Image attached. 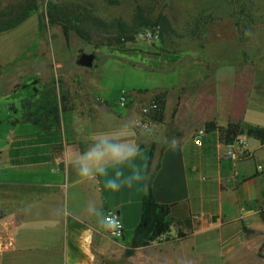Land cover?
Returning <instances> with one entry per match:
<instances>
[{"label": "crops", "instance_id": "obj_1", "mask_svg": "<svg viewBox=\"0 0 264 264\" xmlns=\"http://www.w3.org/2000/svg\"><path fill=\"white\" fill-rule=\"evenodd\" d=\"M194 51L202 59L181 57L167 72L143 69L154 77L151 87H131L122 109L98 97L90 77L78 80L89 100L81 109L78 95L60 87L71 79L59 77L57 125L41 131L19 111L0 149V252L8 264H175L173 251L187 235L130 247L149 175L155 201L173 219L195 218L193 232L213 230L219 254L262 246L264 255V143L245 133L224 142L217 129L204 128L208 121L264 128V59L241 57L238 46L224 41L183 55ZM153 96L162 100V118L144 131L133 107ZM199 128L205 133L196 145ZM37 134L46 136L11 146ZM46 144L47 152L37 150ZM233 151L239 158L230 157ZM107 212L119 217L120 237L107 234Z\"/></svg>", "mask_w": 264, "mask_h": 264}, {"label": "rangeland", "instance_id": "obj_2", "mask_svg": "<svg viewBox=\"0 0 264 264\" xmlns=\"http://www.w3.org/2000/svg\"><path fill=\"white\" fill-rule=\"evenodd\" d=\"M70 2L88 4L104 19L126 18L136 4L146 5L155 12L166 14L174 33L166 40L160 39L159 31L156 39H145L136 34L133 41L117 48H93L73 31L65 35L59 24L48 22L46 9L49 3ZM139 31L140 28L137 33ZM222 41L225 46H238L241 57L264 59V0H38V7L23 22L0 33V149L5 147L7 136H11L15 116L19 111L21 116L25 103L35 97L32 88L39 96L34 104L41 102L50 106L55 102V88L59 87L54 79L70 78L60 87L64 93L77 94L76 105L82 109L89 100L82 96L78 80L90 77L97 83L95 87L92 81L95 94L122 109L127 105V98L132 96L131 87H151L154 77L146 71L167 72L183 61L181 57L201 58L203 55L198 51L183 55L186 51ZM91 50L95 54L92 67L78 66L76 54ZM224 54L228 56L231 52L227 50ZM73 79H77L75 84L71 83ZM157 98L153 96L133 107L138 127L144 131L152 119L162 118V104L159 105ZM121 100L123 106L119 104ZM148 103L155 106L147 107ZM2 215L0 209V221ZM193 220L195 224L196 219ZM193 229L194 225L191 232ZM185 231L186 228L181 229V232ZM191 232L175 247V264H264V258L258 255L263 252L262 246L255 253L239 252L227 258L219 254L220 245L213 230ZM169 234L159 236L157 241L180 237L173 228ZM0 264H8L1 252Z\"/></svg>", "mask_w": 264, "mask_h": 264}, {"label": "trees", "instance_id": "obj_3", "mask_svg": "<svg viewBox=\"0 0 264 264\" xmlns=\"http://www.w3.org/2000/svg\"><path fill=\"white\" fill-rule=\"evenodd\" d=\"M37 7L38 0H0V33L18 26ZM46 17L48 22L59 24L65 35L73 31L79 38L92 45L93 48L100 46L120 47L126 42L133 41L139 28L143 27H158L161 40L169 39L174 33L166 14L161 11L155 12L153 8L140 4H136L126 18L115 16L104 19L95 14L92 7L85 3H49L46 9ZM31 91L32 96H36L35 89L32 88ZM157 100L161 105L162 100L160 98H157ZM31 103H25V108L20 116L21 119L40 124L41 131L58 124V108L55 102L50 106H44L41 102L37 105L33 103L32 106ZM159 113H161L160 110ZM204 128L206 131L217 129L219 139L224 142H231L238 134L245 133L264 143V128L247 126L242 122H230L225 128H221L217 127L213 121H208L204 123ZM44 135L46 136V134ZM44 135L37 134L30 138L13 139L11 146H23V142L36 143L44 139ZM48 145L46 144L41 148L38 146L37 150L47 152L49 150ZM25 150L26 148H19V152ZM29 150L34 151L33 148ZM7 151L12 152L10 149ZM259 215L264 219V204L259 211ZM192 221L190 216L181 220L169 216L168 206L157 203L153 197L151 176L149 175L147 177L146 193L142 198L141 218L131 237L130 247L157 241L158 237L163 234L170 235L171 228L177 230L180 237H184L191 232ZM184 228L188 232H181V229ZM130 252L131 250L128 249L126 254ZM258 255L264 258V255L260 252H258Z\"/></svg>", "mask_w": 264, "mask_h": 264}, {"label": "built area", "instance_id": "obj_4", "mask_svg": "<svg viewBox=\"0 0 264 264\" xmlns=\"http://www.w3.org/2000/svg\"><path fill=\"white\" fill-rule=\"evenodd\" d=\"M157 33H158V27L153 26V29L148 28V27H143L140 28V31L137 33L138 36L141 38L145 39H156L157 38ZM119 104L123 106V101H119ZM155 104L148 103L147 107H153ZM146 108H143L145 110ZM205 133V130L203 128H199L195 131L193 135V142L196 145H201L202 143V136ZM240 147L242 145L241 141H238ZM232 159L239 158L238 153L236 152H229L228 153ZM256 169L262 170V166L260 164L256 165ZM199 217H202L199 215ZM103 222L106 226L107 234L111 237H120L123 233V226L122 223L119 219V217L112 213V212H107L103 216Z\"/></svg>", "mask_w": 264, "mask_h": 264}, {"label": "water", "instance_id": "obj_5", "mask_svg": "<svg viewBox=\"0 0 264 264\" xmlns=\"http://www.w3.org/2000/svg\"><path fill=\"white\" fill-rule=\"evenodd\" d=\"M94 51H80L76 54L75 62L78 66L91 68L93 65ZM264 222V219H263Z\"/></svg>", "mask_w": 264, "mask_h": 264}]
</instances>
